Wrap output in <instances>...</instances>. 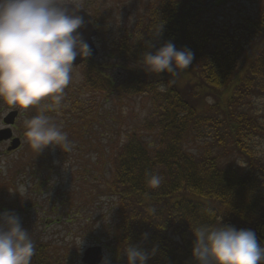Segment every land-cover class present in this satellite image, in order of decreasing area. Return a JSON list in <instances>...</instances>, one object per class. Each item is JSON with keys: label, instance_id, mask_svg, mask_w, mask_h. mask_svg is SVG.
I'll return each instance as SVG.
<instances>
[{"label": "trees", "instance_id": "trees-1", "mask_svg": "<svg viewBox=\"0 0 264 264\" xmlns=\"http://www.w3.org/2000/svg\"><path fill=\"white\" fill-rule=\"evenodd\" d=\"M207 3L151 0L143 16L121 31L101 26L93 10L101 48L113 64L85 62L75 91L66 88L60 110L48 113L54 122L61 114L69 140L90 148L96 147L92 124H101L103 100L120 107L135 100L149 105L121 142L108 144L107 174H101L102 194L117 203L111 240L116 257L131 244L154 250L147 264H192L191 229L199 225L252 230L264 247V156L255 151L264 145V121L254 113L264 98V5L254 18L227 27L208 14ZM169 41L194 53L189 67L175 76L142 70V54ZM249 47L246 71L226 96ZM112 66H120L124 77L108 75ZM160 84L166 91H159ZM36 114L32 108L30 119ZM38 167L28 162L31 174ZM146 172L163 178L158 188L148 186ZM28 207V199L18 196L15 175L0 183V213H20L36 245L31 264L69 263L35 234Z\"/></svg>", "mask_w": 264, "mask_h": 264}, {"label": "clouds", "instance_id": "clouds-1", "mask_svg": "<svg viewBox=\"0 0 264 264\" xmlns=\"http://www.w3.org/2000/svg\"><path fill=\"white\" fill-rule=\"evenodd\" d=\"M80 10L81 0H0V103L20 111L37 110L24 122L26 141L37 153L49 146L63 153L74 148L48 113L62 107L75 68L73 62L93 54L78 31L86 27ZM193 59L190 49H177L169 41L154 52L145 51L140 63L148 74L175 76ZM159 91H166L164 84L159 85ZM146 177L153 189L163 180L151 172H146ZM191 232L192 264H264V247L252 230L220 224L199 225ZM35 254L36 245L19 215L0 213V264H31ZM153 254L154 250L149 253L131 244L123 253L127 264H147Z\"/></svg>", "mask_w": 264, "mask_h": 264}, {"label": "rangeland", "instance_id": "rangeland-1", "mask_svg": "<svg viewBox=\"0 0 264 264\" xmlns=\"http://www.w3.org/2000/svg\"><path fill=\"white\" fill-rule=\"evenodd\" d=\"M150 1L81 0V5L85 4L87 13L90 14L92 10H98L97 19L101 26L121 31L143 16ZM261 5H264V0H208L207 12L219 24L228 27L246 18H254ZM93 41L98 50L94 62L113 64V60L102 50L98 35ZM251 53L252 49L249 47L239 61L226 88V96L238 86ZM107 74L114 79H121L125 72L120 66H112L107 69ZM80 78L81 69L75 67L67 90L74 92ZM148 106L144 100H135L121 107L114 100H103L100 107L101 124H92V140L96 147L86 148L80 141L71 139L74 148L70 153H63L58 148L52 149L51 146L37 153L31 149L24 136V122L30 119L31 109L20 111L0 103V118L9 111L18 112L16 134L22 138L20 149L14 153L6 154L5 147L0 146V165L4 169L0 172V183L15 175L18 196L29 201L28 211L35 234L59 251L61 256H68L67 264H82L80 260L84 250L93 246L103 248L104 258L101 264L106 261L110 264H127L124 250L119 257L112 251V228L117 221V203L114 198L102 194L101 174H107L105 163L109 155L108 144L121 142L125 130L146 114ZM254 113L264 121V98L256 101ZM60 116L59 113L55 114V123L66 127V121H59ZM143 139L150 141L149 136H144ZM263 147L261 144L255 147L262 158ZM29 161H35L41 166L37 168L36 175L29 171ZM4 211L15 212L9 208ZM16 214L22 220V215Z\"/></svg>", "mask_w": 264, "mask_h": 264}, {"label": "water", "instance_id": "water-1", "mask_svg": "<svg viewBox=\"0 0 264 264\" xmlns=\"http://www.w3.org/2000/svg\"><path fill=\"white\" fill-rule=\"evenodd\" d=\"M78 14L84 17L86 23V27L78 29V31L82 34L83 39L86 40L88 44L91 46L93 54L91 55V57L85 60H82L81 58L77 57V59L73 62L74 66L80 65L86 60L92 61L98 54V51L93 43V38L96 36V31L91 24V18L83 10H80ZM17 115H18L17 111L10 112L4 119L5 124L7 125L13 124ZM9 136L10 135L8 129L0 131V141L7 140ZM19 145H20L19 139H14L11 143V147L9 148V150H15L17 147H19ZM102 260H103V250L101 246H93L87 248L83 252L80 261L82 264H101Z\"/></svg>", "mask_w": 264, "mask_h": 264}, {"label": "flooded vegetation", "instance_id": "flooded-vegetation-1", "mask_svg": "<svg viewBox=\"0 0 264 264\" xmlns=\"http://www.w3.org/2000/svg\"><path fill=\"white\" fill-rule=\"evenodd\" d=\"M81 7H82V10L83 11H85V12H87V6L84 4V5H81ZM10 113V111L8 112V113H6L5 115H3L1 118H0V131H3V130H9V138L7 139V140H2V141H0V146L2 145V146H4L5 147V153L6 154H9V153H14V152H16V151H18L19 149H20V147H21V137L20 136H18L17 134H16V132H17V126H16V120H15V122L13 123V124H11V125H6L5 124V122H4V119H5V117L8 115ZM24 130V129H23ZM25 131V130H24ZM14 139H19L20 140V146L19 147H17L15 150H9V148L11 147V143H12V141L14 140Z\"/></svg>", "mask_w": 264, "mask_h": 264}]
</instances>
